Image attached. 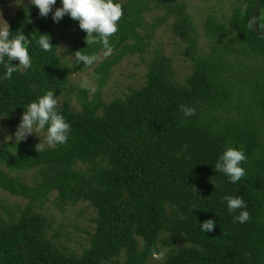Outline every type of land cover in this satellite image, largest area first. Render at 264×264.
I'll return each mask as SVG.
<instances>
[{"label":"trees","instance_id":"trees-1","mask_svg":"<svg viewBox=\"0 0 264 264\" xmlns=\"http://www.w3.org/2000/svg\"><path fill=\"white\" fill-rule=\"evenodd\" d=\"M239 1L224 22L213 14L204 18L209 47L200 55L182 1L114 0L123 16L109 38L111 55L92 67L97 86L122 57L147 51L152 32L168 18L192 70L175 81L169 58L153 49L139 87L108 101L96 94L87 99L80 88L78 110L57 106L71 128L66 144L39 153L34 139L0 144V189L25 201L0 219V264H264V37L252 28L256 0ZM54 6L62 7L61 0ZM152 10L163 12L144 22L143 13ZM51 17L52 12L40 17L28 3L7 21L10 39L18 33L28 38L31 59V66L10 80L0 63V117L8 125L19 123L27 106L47 92L57 98L68 75L86 67L75 58L71 66L60 59ZM59 22L76 28L69 52H104L100 43H85L87 33L78 21L65 15ZM256 27L264 33V0ZM40 35L50 37V51L41 49ZM255 59L260 62L251 63ZM10 63L19 66L18 60ZM182 105L195 114L184 116ZM229 147L247 157L241 164L246 175L237 183L214 170ZM13 171H31L30 181ZM52 192L58 207L85 201L95 211L88 245L79 254L58 248L47 235L48 220L38 209ZM225 196L243 198L246 208L239 211H248L251 219L234 223L239 211L228 212ZM208 220L216 227L205 233L200 225ZM177 240L182 245L149 262L157 242Z\"/></svg>","mask_w":264,"mask_h":264},{"label":"rangeland","instance_id":"rangeland-1","mask_svg":"<svg viewBox=\"0 0 264 264\" xmlns=\"http://www.w3.org/2000/svg\"><path fill=\"white\" fill-rule=\"evenodd\" d=\"M123 1V0H119ZM184 3V10L187 12L193 27L197 34V51L200 55H204L208 51L209 44L202 33V22L208 14H213L219 21L224 22L226 17L234 5H241L239 0H180ZM30 3V0H0V27L7 24V21L16 12V10L24 4ZM54 6L52 15L56 8ZM163 10H152L143 13L144 22H149L154 15H160ZM171 18L155 28L149 39L147 51L142 54L134 53L125 55L108 71L106 79L100 87L97 86L92 75V67L101 60L104 52H99L97 61L92 65L80 70H74L67 77L65 89L58 97V107L67 104L72 110H78L79 104L76 100L80 88L86 89V98L90 99L96 94L103 101H108L114 97H121L130 89L139 87L144 82V74L146 72L145 62L148 59L149 52L153 49L160 50L170 60L173 70V78L175 81L182 82L185 75L192 70V60L182 55L184 43L173 35L169 29ZM50 32L57 43V53L61 60L68 66L73 64L75 55L68 51L72 43V39L76 34V28L72 26H62L55 23L51 17ZM234 45L238 46V42L234 39ZM246 57L243 62H249ZM258 59L252 60L251 63L258 64ZM264 66V64H263ZM84 81H87L84 84ZM83 84V86H82ZM237 102L236 96L232 99V104ZM236 111L235 105L231 114ZM21 122V121H20ZM19 122V123H20ZM8 125L4 122V118L0 117V144L6 141L16 140L14 133L17 126ZM47 130L40 131L36 134L29 135L26 139H34L41 143L45 139ZM45 147H49L45 144ZM82 168V166H81ZM31 171H13L11 175H15L21 180L30 181ZM54 193H50L45 201L41 203L38 209L48 220L47 235L51 241L60 249L66 252L79 254L80 251L88 245L89 234L93 231L95 211L85 201L68 203L62 207H58L53 200ZM24 199L10 195L0 189V219L5 218L8 212H15L16 207L24 203ZM165 234H160V238H164ZM182 242L177 240L172 244H162L157 242L158 254L162 253V258L167 252L176 249ZM162 258L156 259L153 256L149 259L151 263H157Z\"/></svg>","mask_w":264,"mask_h":264},{"label":"clouds","instance_id":"clouds-1","mask_svg":"<svg viewBox=\"0 0 264 264\" xmlns=\"http://www.w3.org/2000/svg\"><path fill=\"white\" fill-rule=\"evenodd\" d=\"M56 2L57 0H30V3L38 8L42 18L48 17ZM61 4L62 7L56 8L52 15L53 21L59 23L65 15H68L74 21H78L80 29L87 33L85 39L87 45L100 43L104 49V56L111 55L113 47L109 38L118 32V21L123 16L121 4L115 3L114 0H61ZM10 34L8 25L4 23V26L0 27V63H4L6 68L4 78L8 80L12 78L14 72L21 68L28 69L31 66V59L26 47L29 43L28 38L18 33L10 39ZM38 43L44 51H50L53 47L48 35H40ZM74 55L76 62L78 64L82 62L86 67L92 66L98 59L96 55H85L82 54V51H77ZM5 57H7L8 63H5ZM13 60L19 61L18 67L12 66L10 62ZM86 83L87 81H84V84ZM57 106L58 100L52 91L47 92L38 101L31 102L23 112L21 122L14 133L16 141H23L29 135L36 134L46 128L45 139L35 146L38 153L44 150L45 144L49 147L66 144L71 128L64 117L58 113ZM180 110L186 117L195 114V109L187 106L182 105ZM246 160L247 157L243 150L229 147L216 162L214 170L216 173H223L227 176L231 183H237L246 175L245 169L241 167V164ZM223 199L227 202V210L230 214L246 208L241 197L225 196ZM250 219V214L246 210L239 211V214L233 217L234 223L241 224ZM200 227L203 232L209 233L214 230L216 223L208 220L203 222ZM162 255V253L152 252V256L156 259L162 258Z\"/></svg>","mask_w":264,"mask_h":264},{"label":"water","instance_id":"water-1","mask_svg":"<svg viewBox=\"0 0 264 264\" xmlns=\"http://www.w3.org/2000/svg\"><path fill=\"white\" fill-rule=\"evenodd\" d=\"M260 0H256L253 6L252 10V15H251V22H252V28L256 36H262L264 37V33H259L256 27V14H257V9L259 6Z\"/></svg>","mask_w":264,"mask_h":264}]
</instances>
